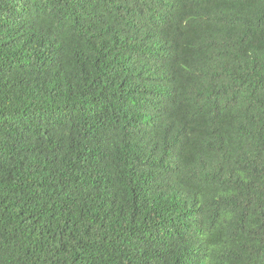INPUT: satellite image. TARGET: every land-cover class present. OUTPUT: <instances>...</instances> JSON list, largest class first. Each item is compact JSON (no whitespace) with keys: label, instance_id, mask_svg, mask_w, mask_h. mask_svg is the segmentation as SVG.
<instances>
[{"label":"trees","instance_id":"16d2710c","mask_svg":"<svg viewBox=\"0 0 264 264\" xmlns=\"http://www.w3.org/2000/svg\"><path fill=\"white\" fill-rule=\"evenodd\" d=\"M0 264H264V0H0Z\"/></svg>","mask_w":264,"mask_h":264}]
</instances>
